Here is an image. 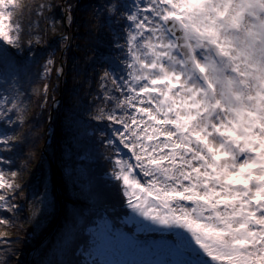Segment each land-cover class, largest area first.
I'll return each mask as SVG.
<instances>
[{"label": "snow or ice", "instance_id": "1", "mask_svg": "<svg viewBox=\"0 0 264 264\" xmlns=\"http://www.w3.org/2000/svg\"><path fill=\"white\" fill-rule=\"evenodd\" d=\"M55 7L0 0V52L23 47L25 14L29 46L40 43L41 21L56 31ZM104 10L119 28V56L100 77L92 119L108 129L100 136L130 210L123 222L176 239L170 260L116 259L139 242L104 215L84 229L98 259L83 264H264V0H108ZM54 63L45 62V75ZM20 96L0 88L8 126L23 121ZM12 140L0 135V152ZM10 163L0 155V165ZM17 177L0 168L2 211L17 209Z\"/></svg>", "mask_w": 264, "mask_h": 264}, {"label": "trees", "instance_id": "2", "mask_svg": "<svg viewBox=\"0 0 264 264\" xmlns=\"http://www.w3.org/2000/svg\"><path fill=\"white\" fill-rule=\"evenodd\" d=\"M61 1L54 0L56 7L48 14L57 22L56 31L50 28L45 31L47 21H41L40 43L29 46L27 41L34 37L27 33L25 14L22 17L26 29L23 47L19 51L7 47L0 52V88L21 93L20 99L26 106L22 122L8 126L0 121V135L13 137L11 148L0 152L11 163L0 165V168L18 172L16 183L20 185L12 194V204H20L17 209L0 210V216L7 217V223L0 224V230L11 240L7 245L0 243V264H26V254L42 240L58 216L55 179L48 156L56 158L57 189L63 209L54 232L46 239L41 252H35L30 264H83L85 259H94L88 256L87 241L91 235L84 229L95 227L93 221L104 215L128 236L134 237L139 245L148 244L149 250H154L153 240H156L157 250H166L161 244L175 242L172 233L137 232L135 224L123 222L130 210L122 205L115 181L111 179V165L105 159L109 150L100 136L101 131L108 129L92 119L100 92V74L108 64L101 59L90 62L89 56L95 50L119 56L113 37L119 29L111 16V23H108L104 10L108 0H66L72 15L71 39L63 53L65 70L60 78L56 69L66 43L63 36L67 33ZM49 58L55 63L52 72L45 75L44 64ZM27 64V71L31 72L24 76L20 69ZM45 84L48 85L47 96L43 94ZM59 96L61 105L53 110L51 117L57 133L45 145L46 154L42 147L47 137V123L53 99ZM54 141L57 142L56 154ZM136 248L139 249L125 246L123 253L114 258L135 261Z\"/></svg>", "mask_w": 264, "mask_h": 264}, {"label": "rangeland", "instance_id": "3", "mask_svg": "<svg viewBox=\"0 0 264 264\" xmlns=\"http://www.w3.org/2000/svg\"><path fill=\"white\" fill-rule=\"evenodd\" d=\"M67 8V7H66ZM68 10V9H67ZM69 11V10H68ZM70 14H71V12H70ZM63 15V14H62ZM71 18H72V15H71ZM64 19V18H63ZM65 21V25H66V22H67V24H68V26H69V31H70V39H71V28H70V22H71V20L69 21V20H64ZM107 21H108V23H111V17L107 14ZM117 29H119L118 27H117ZM117 32H119V31H116L115 32V34H114V36L113 37H115V35H116V33ZM66 36V34L63 36V37H65ZM67 37V36H66ZM64 39V38H63ZM120 43H123V41L121 40L120 41ZM69 44H70V41H69ZM24 57L25 56H23L22 57V59H24ZM116 57H118L117 55H114V54H112V53H101V52H99V51H97V50H95V51H93L91 54H90V56H89V61L90 62H92V61H96V60H99V59H101V60H104L107 64H108V66L106 67V68H103V70H102V72H101V74H100V77L103 75V73L105 72V70H108V71H112L113 70V68L115 67V64L113 63V60H114V58H116ZM110 65H111V67H110ZM20 66H24V64L22 65L21 63H20ZM29 69V65L27 64L24 68H21L20 69V71H23L24 73V76H27L28 75V73L29 72H31V71H27ZM57 69H60L59 67L57 68ZM56 73H57V75H59V72H57L56 71ZM17 75V74H16ZM18 76V75H17ZM18 78L19 79H22L21 77H19L18 76ZM58 100V99H57ZM45 102V101H44ZM58 102H59V100H58ZM57 101H56V103H57V105L59 104V105H61L60 103H58ZM56 103H54V104H56ZM55 108H56V106H55ZM54 108V109H55ZM93 108H95V106H93ZM53 109V110H54ZM52 119V118H51ZM51 119H50V121L47 123V133H48V131L50 130V127H49V125H50V123H51ZM102 127H105L106 128V123L105 122H99V121H97ZM56 129H57V127L55 126L54 128L53 127H51V130H50V132L51 131H53L54 133H57V131H56ZM46 141H47V143L49 142V140H48V138L46 137ZM46 143V144H47ZM56 143L57 142H55L54 141V147H53V150H54V153L56 154V151H57V148H56ZM45 144V145H46ZM45 153L47 154V151L45 150ZM48 156V155H47ZM55 173H56V170H55ZM55 181H57V173L55 174ZM57 186H58V184H57ZM36 187V185L35 184H33L32 185V188H35ZM59 194H60V192H59ZM60 197H61V195H60ZM62 198V197H61ZM58 200V199H57ZM16 206H19L20 204L17 202V204H15ZM62 207H63V204H62ZM63 209V208H62ZM6 235V232L5 231H3V230H0V237H4ZM153 242H154V247L155 248H153L154 250H149V246H148V244H146V245H144V244H140L139 246H137V247H139V249L137 250V248H136V252H135V254H134V256H135V261H167V260H170V259H172V245L175 243V242H173L172 240H170V241H164L162 244H161V246L164 248V249H166V250H157V247L159 246V244H156L155 245V242H156V240H153ZM40 244H42V242H39L37 245H36V247L38 246V245H40ZM152 244V246H153V243H151ZM30 250H36V248H32V249H30Z\"/></svg>", "mask_w": 264, "mask_h": 264}, {"label": "water", "instance_id": "4", "mask_svg": "<svg viewBox=\"0 0 264 264\" xmlns=\"http://www.w3.org/2000/svg\"><path fill=\"white\" fill-rule=\"evenodd\" d=\"M61 10H62V14H63L64 20H68L66 18V14H65L66 10H67V8H66V0H62L61 1ZM65 27H66V30H67V33H66L67 39H66V43L64 44V46L62 48L61 55H60V58H59V65L61 67L60 69H62V71L59 72L60 78L62 77V75L64 73V70H65V62L63 61V58H62L63 57V53L66 50V48L68 47L69 41H70V31H69V26H68L67 22H66ZM57 99L60 100V96ZM53 109H54V106L52 104V107H51V110H50V118H49V120L51 119V116L53 114ZM46 143H47V141H45V144ZM45 144L42 147V150H43L44 153H45ZM48 158H49V156H48ZM49 163H50V166L52 168L53 175H54V178H55L56 165H55L54 161L51 158H49ZM55 188H56L55 194H56V197L58 199V205H59L58 216H57L56 220L54 221V223L50 226V228L44 233V235L42 237V240H44V239H46V238L51 236V234L54 232L57 224L59 223V220H60L61 215H62V198L60 197L59 191L57 189V181H55ZM30 252H31V250L26 254V264H30Z\"/></svg>", "mask_w": 264, "mask_h": 264}, {"label": "bare ground", "instance_id": "5", "mask_svg": "<svg viewBox=\"0 0 264 264\" xmlns=\"http://www.w3.org/2000/svg\"><path fill=\"white\" fill-rule=\"evenodd\" d=\"M68 46H69V45H68ZM56 101L58 102L57 98H54L52 103H56ZM49 158H51V159L54 161V163L56 164V158H55V156H53V157H50V156H49ZM42 247H43V246H42Z\"/></svg>", "mask_w": 264, "mask_h": 264}]
</instances>
